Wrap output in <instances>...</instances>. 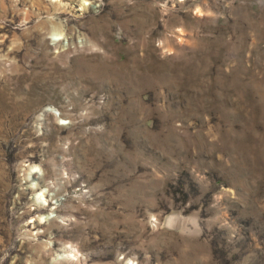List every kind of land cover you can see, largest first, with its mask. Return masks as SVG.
Returning a JSON list of instances; mask_svg holds the SVG:
<instances>
[{
  "label": "rangeland",
  "instance_id": "374dc122",
  "mask_svg": "<svg viewBox=\"0 0 264 264\" xmlns=\"http://www.w3.org/2000/svg\"><path fill=\"white\" fill-rule=\"evenodd\" d=\"M0 264H264V0H0Z\"/></svg>",
  "mask_w": 264,
  "mask_h": 264
}]
</instances>
